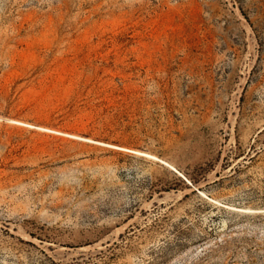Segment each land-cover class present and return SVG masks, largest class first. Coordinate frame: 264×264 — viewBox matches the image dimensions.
Returning <instances> with one entry per match:
<instances>
[{
	"label": "rangeland",
	"instance_id": "374dc122",
	"mask_svg": "<svg viewBox=\"0 0 264 264\" xmlns=\"http://www.w3.org/2000/svg\"><path fill=\"white\" fill-rule=\"evenodd\" d=\"M0 264H264V0H0Z\"/></svg>",
	"mask_w": 264,
	"mask_h": 264
},
{
	"label": "trees",
	"instance_id": "16d2710c",
	"mask_svg": "<svg viewBox=\"0 0 264 264\" xmlns=\"http://www.w3.org/2000/svg\"><path fill=\"white\" fill-rule=\"evenodd\" d=\"M193 183H196L195 179H191ZM183 184V183H182ZM189 188V187H188ZM120 238H122V235H120Z\"/></svg>",
	"mask_w": 264,
	"mask_h": 264
}]
</instances>
